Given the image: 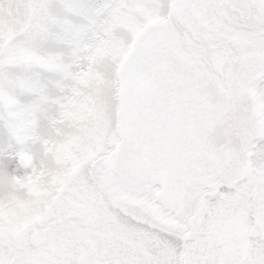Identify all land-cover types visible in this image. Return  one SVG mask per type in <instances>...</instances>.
<instances>
[{
  "label": "snow or ice",
  "instance_id": "snow-or-ice-1",
  "mask_svg": "<svg viewBox=\"0 0 264 264\" xmlns=\"http://www.w3.org/2000/svg\"><path fill=\"white\" fill-rule=\"evenodd\" d=\"M0 264H264V0H0Z\"/></svg>",
  "mask_w": 264,
  "mask_h": 264
}]
</instances>
